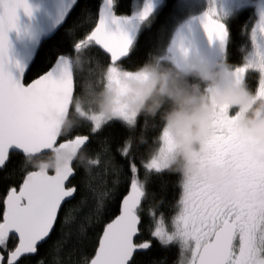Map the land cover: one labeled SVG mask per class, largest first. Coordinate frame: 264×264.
Instances as JSON below:
<instances>
[{
    "label": "snow or ice",
    "instance_id": "1",
    "mask_svg": "<svg viewBox=\"0 0 264 264\" xmlns=\"http://www.w3.org/2000/svg\"><path fill=\"white\" fill-rule=\"evenodd\" d=\"M117 4L118 0H101L97 10L85 0L82 12L94 15V26L74 38L71 53L58 52L45 70L26 81L22 67L18 76L13 74L8 33L18 27L20 10L31 15L32 8L29 0H0V168L16 153L23 155L25 165L19 186H7L0 197V264H49L48 257L67 249L66 230L80 226L83 231L85 225L95 229L90 254L77 261L69 256L63 264H149L142 259L145 253L157 245L168 249L177 239L179 264H264V200L255 199L249 189L238 200L225 202L196 176L173 171L170 137L161 133L154 140L150 133L157 127H148L143 116L118 109L112 119L93 116L83 125L86 132L76 129L71 135L61 134L59 122L46 118L45 113L70 106L72 94L79 91L83 74L74 70L73 57L87 55L89 67L95 68L100 62L124 64L135 51L137 43L128 28L131 18L117 15ZM165 7L167 0L161 10ZM153 10L149 0L140 13L146 28ZM201 23L210 42H226L227 27L214 6ZM257 30L264 33V13L253 30L254 41ZM152 52L148 50L146 59ZM249 68L261 71L257 91L264 95V51L259 46L254 60L232 68L237 82L244 81ZM233 117L226 107L218 110L210 125L214 136L205 139L206 159L221 161L235 152ZM117 125L122 129L118 139L109 131ZM157 143L160 151L154 153ZM67 145L76 153L87 151L88 162L70 159L43 170L28 162L29 156ZM95 169L100 170V179L94 181ZM245 170L252 181L264 178V165L255 161L248 160ZM162 177H172L182 189L181 211L172 220L175 231L168 230L165 214L157 211L162 206L160 194L168 188ZM78 246L84 247V241Z\"/></svg>",
    "mask_w": 264,
    "mask_h": 264
},
{
    "label": "trees",
    "instance_id": "2",
    "mask_svg": "<svg viewBox=\"0 0 264 264\" xmlns=\"http://www.w3.org/2000/svg\"><path fill=\"white\" fill-rule=\"evenodd\" d=\"M85 0H78V3L70 13L68 19L63 26L49 39L45 40L36 55L34 62L32 63L29 72L27 73L25 80L28 81L45 70L50 61L60 51L72 50V42L75 37H78L86 29L94 26L95 17L90 12L85 16L82 12L81 5ZM101 0H87L90 5L97 6ZM164 0L161 6L156 12V16L151 22L150 28L143 27L139 30V34L136 38L137 47L131 54L130 58L124 61V64H119L123 69L127 70H139L145 66L152 65L155 58L158 56L166 57L170 49V41L172 42L176 32L184 21L177 18L176 7L178 0H167V7L161 10ZM133 8V0H118V4L115 7L117 14L128 15ZM254 21L253 9L250 6L243 7L235 14L228 17L225 20V24L228 30L227 51L225 53L226 63L228 66L235 67L243 64L246 51L249 44V33ZM74 33V35H69ZM151 49L153 52L150 58L146 59L145 54ZM102 59L107 61V56L101 53ZM172 57V54H171ZM75 64L74 70L83 74V79L78 81L79 91L74 93L72 107L67 118V121L62 129L61 134L71 135L74 130L84 133L88 130L87 126H83L87 120L81 112L75 109L78 105L83 112H94L101 110L100 101L104 98L106 92V77L105 70L108 65L100 62L95 68H90V58L87 55H80L73 57ZM146 59V60H145ZM167 59V58H166ZM168 64L172 67L175 76V81L169 92L174 93L169 95L168 92H161V81L157 84L156 88L146 99L143 105L140 107L137 117L143 116L145 124L148 127H157L154 133L150 135L154 136V140L160 139V134L163 132L165 125L167 124L168 114L178 106V99L180 94L183 95H201L204 94L208 87V81L201 78L200 72L191 73L188 76H183L175 68L172 60H167ZM259 73L256 71L247 70L244 78L243 86L249 89L252 93L255 92L258 85ZM254 107V106H253ZM249 116L252 112L249 110ZM263 115V114H262ZM112 119V118H111ZM115 138H119L122 134V129L119 126H113L109 130ZM148 138L145 137V140ZM160 145H153V152L156 153ZM57 148L40 156H29L28 162L35 168L40 167L44 162L53 164L54 156ZM95 159V156L91 157ZM23 155L16 153L9 160L8 164L4 168H0V197L5 194V189L9 185L19 186L22 182V178L25 174V165L23 163ZM78 159L81 163H87L90 159V154L87 151H82ZM173 171L183 173V163L179 159L171 165ZM97 175L93 177V180L100 179V170L95 169ZM82 178L78 175L76 183H79ZM160 179L168 181V188L165 192H161L162 206L157 209L158 213L165 214V223H167L170 217L177 211L178 201L181 196L182 189L172 181V177H162ZM95 238V229L91 225H85L83 231L80 230V226L75 229L69 228L65 233V243L67 249L56 256L48 257L49 264H63L69 256L73 261L86 258L91 252V242ZM79 241H84L85 246H78ZM46 247V246H45ZM180 255V248L176 243H172L168 249L160 246H154L152 252L145 253L142 257L149 264L153 261L159 260V264H177Z\"/></svg>",
    "mask_w": 264,
    "mask_h": 264
},
{
    "label": "rangeland",
    "instance_id": "3",
    "mask_svg": "<svg viewBox=\"0 0 264 264\" xmlns=\"http://www.w3.org/2000/svg\"><path fill=\"white\" fill-rule=\"evenodd\" d=\"M163 0H151L153 3V13L150 15L149 20L153 21L155 18L158 8L161 6ZM149 0H133V8L130 14L125 15L130 18L138 17L136 20V26L139 30L145 27L147 21H142L140 19V13L143 8L146 6ZM215 7L219 13V18L225 22V20L235 14L238 10L243 7L250 6L253 9L254 21L252 28L249 33V44L246 51V57L243 64L248 63L250 60H254L255 53L257 51V46L264 51V33L256 31V39L253 40V30L256 29L258 22L261 19V14L264 13V0H178L176 7L177 18L185 21L203 11H208L209 8ZM183 24V23H182ZM172 42L170 41V44ZM167 58V59H166ZM167 60H172L171 53L166 57L158 56L155 58V61L152 65L145 66L139 70H127L121 68L119 65H108L105 70L106 77V91L111 90L114 95L112 98V107L109 112L103 110L94 111V112H83L78 105L75 106V109L84 117L91 119L93 116H100L104 119L113 118L118 109H123L129 113H133L137 116L140 107L150 96L153 90L156 88L159 83L157 79L151 86V88L133 87V81H139L141 85L150 80L149 69H155L157 76L162 73L167 74V88L168 91L172 88V85L175 81L174 72L175 70L168 64ZM242 65V64H241ZM239 66V65H238ZM220 67H225L230 69V73L227 77L220 78V83L223 87H240L243 86L244 81L237 82L234 76L232 75V68L226 63L225 54L222 55L219 59L218 67L213 72L217 71ZM248 70L256 71L259 73V80L262 77V73L257 68H249ZM181 74V73H180ZM258 80V83H259ZM258 87V85H257ZM256 90L254 92L255 98H264V95H260ZM172 93V92H171ZM205 105H211V111L208 114L205 121L201 124V132L199 135H193L190 129H186L183 132L182 140H178L175 132L172 130L169 122L165 125L163 132L166 133L172 144L174 145V151L170 155L169 163L172 165L177 160L181 159L183 163V174L185 177L196 176L203 183L210 185L215 192H217L225 202H230L238 200L243 190H249L251 194L257 200H264V178H261L257 181H252L250 176L245 170V163L248 160L255 161L261 165H264V130L257 135L251 128L245 123L247 117L249 116V110L254 105H244V106H233L229 103L227 99H218L216 95L208 91V87L205 90ZM142 101V104L139 107H132L131 101ZM227 108L234 113L235 120V129L237 137V147L234 153L228 156L226 159L221 161L206 159V154L208 152V145L205 143V139L208 137L214 136L211 124L215 123L213 119L217 114L219 109ZM264 115V114H263ZM251 138V141H258L260 144L250 145L247 139ZM161 147V146H160ZM261 147V148H260ZM160 151V148L156 153ZM261 155H258V153ZM209 169H218L222 173L221 184L223 185H234L236 188L237 194L234 197L228 198L225 195H222L217 189L218 185L209 183L205 179V173ZM235 171V175L233 174ZM181 211V206L178 204L177 211L170 217L169 221L166 223L169 231H175V225L172 223L173 217L179 215ZM172 243H176L180 250L181 244L180 241L174 240ZM180 255L177 264H179Z\"/></svg>",
    "mask_w": 264,
    "mask_h": 264
},
{
    "label": "water",
    "instance_id": "4",
    "mask_svg": "<svg viewBox=\"0 0 264 264\" xmlns=\"http://www.w3.org/2000/svg\"><path fill=\"white\" fill-rule=\"evenodd\" d=\"M29 3L32 8L31 15L26 14L21 9L18 27L10 29L8 33V56L11 60L13 74L17 76L20 74L21 67L27 75L41 44L51 38L63 26L78 0H29ZM206 12L205 10L185 20L172 40L170 46L172 63L183 76L201 72L202 69L210 71L216 69L220 57L227 51L228 36L223 45L219 40L211 42L208 40L201 23V19ZM137 18L132 17L128 25L134 40L139 34V29L136 26ZM74 64L73 59V67ZM73 98L74 94L71 96L70 106L66 105L63 111L45 113L46 118H52L59 122L58 131L60 133L69 116ZM56 148L53 164L44 162L38 169H52L63 166L72 159V155L76 154L72 145ZM43 154L45 153L35 156ZM48 165L53 166L49 167Z\"/></svg>",
    "mask_w": 264,
    "mask_h": 264
},
{
    "label": "clouds",
    "instance_id": "5",
    "mask_svg": "<svg viewBox=\"0 0 264 264\" xmlns=\"http://www.w3.org/2000/svg\"><path fill=\"white\" fill-rule=\"evenodd\" d=\"M151 74L150 80L143 85L139 81H133V87L143 86L148 89L152 84L159 79L161 81V92H168L169 95H173L167 88V74L162 73L157 76L155 69H149ZM230 73V69L220 67L217 71L213 72L207 69H202L200 76L203 80L208 81V91L218 99H227L233 106L254 105L250 108L252 112L251 116H248L245 123L251 128L257 135L264 130V98H255V94L244 86L240 87H223L220 83V78L227 77ZM114 93L108 90L104 93V98L100 101V108L105 112H109L112 107V98ZM205 96L203 94L197 95H183L180 94L178 99V106L175 107L167 116V120L175 132L178 140H182L183 132L186 129H190L193 135H199L201 132V124L205 121L208 114L211 111V105H205ZM132 107H139L142 101H131ZM79 152L72 155V159H77ZM60 158V157H57ZM52 167L53 165H48ZM235 175V171H233ZM205 179L212 184L218 185V191L228 198L234 197L237 192L234 185L221 184L222 173L218 169H209L205 173Z\"/></svg>",
    "mask_w": 264,
    "mask_h": 264
},
{
    "label": "flooded vegetation",
    "instance_id": "6",
    "mask_svg": "<svg viewBox=\"0 0 264 264\" xmlns=\"http://www.w3.org/2000/svg\"><path fill=\"white\" fill-rule=\"evenodd\" d=\"M251 138H252V137H249V138L247 139V141H248V143H250V145H254V147H256L255 145L260 144V142H258L257 140H256V141H251ZM258 146H259V145H258ZM260 148H261V147H260ZM258 155H261V153L259 152Z\"/></svg>",
    "mask_w": 264,
    "mask_h": 264
}]
</instances>
